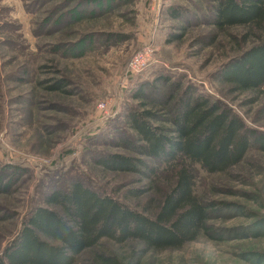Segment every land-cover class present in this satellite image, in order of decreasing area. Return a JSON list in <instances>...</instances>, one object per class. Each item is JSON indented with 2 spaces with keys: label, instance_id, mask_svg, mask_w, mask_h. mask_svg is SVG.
<instances>
[{
  "label": "rangeland",
  "instance_id": "obj_1",
  "mask_svg": "<svg viewBox=\"0 0 264 264\" xmlns=\"http://www.w3.org/2000/svg\"><path fill=\"white\" fill-rule=\"evenodd\" d=\"M217 2L0 0V253L47 192L76 179L137 211L157 212L176 172L120 144L137 138L124 116L142 108L146 100L135 95L143 83L160 96L194 90L264 133V85L241 91L221 75L256 37L245 27L217 29ZM144 43L150 51L132 63ZM145 108L161 116L167 105ZM117 153L141 158L155 174L95 161ZM197 169V193L216 207L210 231L181 249L142 253L139 264H252L256 254L264 257V236H255L264 218V151L251 147L224 173ZM133 244L104 239L76 264H93L96 254L121 261Z\"/></svg>",
  "mask_w": 264,
  "mask_h": 264
},
{
  "label": "trees",
  "instance_id": "obj_2",
  "mask_svg": "<svg viewBox=\"0 0 264 264\" xmlns=\"http://www.w3.org/2000/svg\"><path fill=\"white\" fill-rule=\"evenodd\" d=\"M217 3L212 18L217 29L245 27L256 37L252 46L225 65L222 78L241 91L262 87L264 0ZM161 80L169 81L167 77ZM154 89L149 83L137 89L135 96L146 101L141 103L142 108H134L124 116L137 138L128 137L120 144L176 172L174 185L157 212L148 215L137 211L76 179L46 193L44 204L27 216L0 253V264H76L83 252L104 239L118 245L133 242V250L121 261L96 254L93 264H139L142 253L181 249L202 232L210 231L207 222L214 212L210 209L216 207L205 203L197 193V168L209 174L227 172L244 161L251 147L264 151V133L247 128L237 114L194 90L188 89L182 95H161L165 97L162 98ZM148 103H165V115L146 109ZM153 120L166 123L156 124ZM95 161L110 170L142 171L140 167L146 168L143 172L148 175L156 172L141 158L119 153ZM139 194V190L132 191L133 197ZM255 236H264V218L255 223ZM252 264H264V257L256 254Z\"/></svg>",
  "mask_w": 264,
  "mask_h": 264
},
{
  "label": "built area",
  "instance_id": "obj_3",
  "mask_svg": "<svg viewBox=\"0 0 264 264\" xmlns=\"http://www.w3.org/2000/svg\"><path fill=\"white\" fill-rule=\"evenodd\" d=\"M150 51L149 44L144 43L142 45V48H139L135 53H134V58L132 59V63H137L142 61L145 58V55ZM100 108L102 110H105V105L103 103L100 104Z\"/></svg>",
  "mask_w": 264,
  "mask_h": 264
}]
</instances>
